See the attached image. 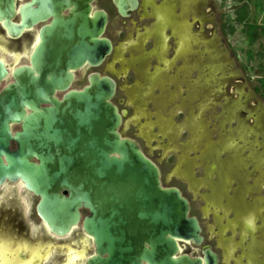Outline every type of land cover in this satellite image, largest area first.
Listing matches in <instances>:
<instances>
[{
  "label": "rangeland",
  "instance_id": "1",
  "mask_svg": "<svg viewBox=\"0 0 264 264\" xmlns=\"http://www.w3.org/2000/svg\"><path fill=\"white\" fill-rule=\"evenodd\" d=\"M97 3L111 12L114 50L99 71L117 82L122 133L189 199L221 264H264V0H140L129 17ZM1 198L0 233L17 240L14 259L25 241L33 264L92 252L80 226L52 235L21 183L7 182ZM201 249L182 244L191 255Z\"/></svg>",
  "mask_w": 264,
  "mask_h": 264
},
{
  "label": "water",
  "instance_id": "2",
  "mask_svg": "<svg viewBox=\"0 0 264 264\" xmlns=\"http://www.w3.org/2000/svg\"><path fill=\"white\" fill-rule=\"evenodd\" d=\"M15 1L0 0V21L18 36ZM92 1H73L71 16L60 19L68 46L58 56L47 55L52 44L42 40L31 64L13 67L2 87L10 73L0 59V189L19 182L38 197L36 212L52 235L81 226L93 251L77 264H221L213 246L203 244L189 199L164 185L159 165L122 133L126 111L113 100L116 80L94 72L82 88L71 87L74 69L86 61L100 65L113 50L108 13L92 11ZM113 2L123 17L140 5ZM187 243L203 244L201 255L183 251Z\"/></svg>",
  "mask_w": 264,
  "mask_h": 264
},
{
  "label": "flooded vegetation",
  "instance_id": "3",
  "mask_svg": "<svg viewBox=\"0 0 264 264\" xmlns=\"http://www.w3.org/2000/svg\"><path fill=\"white\" fill-rule=\"evenodd\" d=\"M69 1L70 3L67 0H16L15 1V13L12 17V20L14 21L15 24L22 25L23 28L21 29L20 32L15 33L18 36H13L9 32L8 28H6L3 25V22L0 21V50L6 52L7 56L15 62L14 65H12L4 57L0 56V59H3L6 62V65L10 73L8 78L2 82L1 87L10 80H12L11 71L13 67L19 64H29V65L31 64V58L35 54L37 50L36 48L37 46H39L42 40L44 41L46 40L47 46H49L50 43L52 44V48L51 49L48 48L47 50V55L50 54V56H58L59 51L60 52L64 51L65 46H68V45L64 46L62 44L64 43V38L62 37L63 30L61 28L60 19L66 20L68 17L71 16L72 8H74V5H72V3L73 1L77 2V0H69ZM78 1H82V0H78ZM97 1L98 0L92 1L91 3L92 11L101 8L108 13V24H107L105 36H107L112 40L113 50H114V40L108 33L109 25L111 23V12L109 10V7H101L98 5ZM110 2L116 8L113 0H110ZM79 3L81 2H78V4ZM75 8L77 7L75 6ZM112 53L108 55L107 58L100 65H92L88 61H86L82 67L74 69L72 71L74 74V78L72 80L71 87L82 88L85 84H87L89 81V76L94 72H100L99 71L100 66L106 63L107 59L112 55ZM22 58L26 59V62L18 63V60ZM82 80H84L85 83L81 87L78 86L75 87L76 83ZM62 94L63 92L58 93L60 97L62 96ZM12 128L13 130H16L19 128V125H13ZM15 147H16V143L12 141L11 149H14ZM2 205H3V199L1 198L0 226L1 225L3 226L2 223L5 218L4 216L2 217L1 214L3 208ZM35 211H36V207H35ZM82 214L84 216L88 214V211L82 209ZM9 216L12 219V215ZM11 219L8 222L9 225L10 224L12 225ZM25 242L28 243V246L26 247L21 246V251L17 253V257L14 259V254L17 251V240H10L7 238V235L3 236L2 233H0V264H20L22 262H23L22 264H33L35 261V257L33 256L34 249L33 250L31 249L32 246L29 241L28 242L25 241ZM89 242L92 244L93 247V243L91 241ZM69 251L74 252L73 249ZM28 252H30L29 255ZM85 256L86 255L83 249L77 250L75 255L67 257L65 264H72V262L80 261V260H81L80 262H75V264L82 263L83 262L82 259ZM18 259H20V261H18Z\"/></svg>",
  "mask_w": 264,
  "mask_h": 264
},
{
  "label": "trees",
  "instance_id": "4",
  "mask_svg": "<svg viewBox=\"0 0 264 264\" xmlns=\"http://www.w3.org/2000/svg\"><path fill=\"white\" fill-rule=\"evenodd\" d=\"M255 32L254 30L251 31V33ZM264 80V79H263ZM263 84H264V81H263Z\"/></svg>",
  "mask_w": 264,
  "mask_h": 264
}]
</instances>
